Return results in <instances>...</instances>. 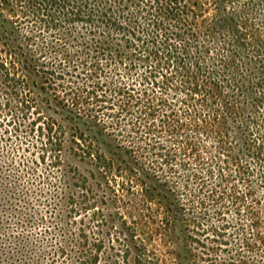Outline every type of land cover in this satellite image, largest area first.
Masks as SVG:
<instances>
[{
	"label": "trees",
	"instance_id": "1",
	"mask_svg": "<svg viewBox=\"0 0 264 264\" xmlns=\"http://www.w3.org/2000/svg\"><path fill=\"white\" fill-rule=\"evenodd\" d=\"M0 264H264V0H0Z\"/></svg>",
	"mask_w": 264,
	"mask_h": 264
},
{
	"label": "rangeland",
	"instance_id": "2",
	"mask_svg": "<svg viewBox=\"0 0 264 264\" xmlns=\"http://www.w3.org/2000/svg\"><path fill=\"white\" fill-rule=\"evenodd\" d=\"M9 129H10V128H9ZM28 145H29V144H28ZM23 146H26V145H23ZM30 151H31V152L33 151L36 155L38 154V152H37L35 149H30ZM108 211H112V209H108ZM128 220H129V219H128ZM114 224L117 225V226H119L118 222H116V221L114 222Z\"/></svg>",
	"mask_w": 264,
	"mask_h": 264
}]
</instances>
